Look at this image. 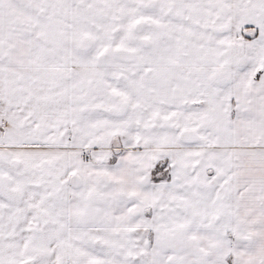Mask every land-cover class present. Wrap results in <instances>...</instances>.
<instances>
[{"label":"snow or ice","instance_id":"1","mask_svg":"<svg viewBox=\"0 0 264 264\" xmlns=\"http://www.w3.org/2000/svg\"><path fill=\"white\" fill-rule=\"evenodd\" d=\"M0 264H264V0H0Z\"/></svg>","mask_w":264,"mask_h":264}]
</instances>
